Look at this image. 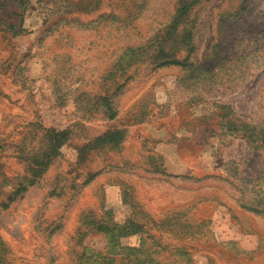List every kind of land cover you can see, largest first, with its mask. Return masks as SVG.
<instances>
[{
    "label": "rangeland",
    "instance_id": "obj_1",
    "mask_svg": "<svg viewBox=\"0 0 264 264\" xmlns=\"http://www.w3.org/2000/svg\"><path fill=\"white\" fill-rule=\"evenodd\" d=\"M97 259L264 264V0H0V264Z\"/></svg>",
    "mask_w": 264,
    "mask_h": 264
},
{
    "label": "crops",
    "instance_id": "obj_2",
    "mask_svg": "<svg viewBox=\"0 0 264 264\" xmlns=\"http://www.w3.org/2000/svg\"><path fill=\"white\" fill-rule=\"evenodd\" d=\"M169 159H172V157H169ZM217 162L218 161H214V156L212 155V153L208 154L207 152H202L199 155L195 156L194 160H192V158L190 157L183 156L182 154H177V157H175V161H167V165L170 166L171 164H174L177 168L180 169L181 172H186L192 167H210L215 165Z\"/></svg>",
    "mask_w": 264,
    "mask_h": 264
},
{
    "label": "trees",
    "instance_id": "obj_3",
    "mask_svg": "<svg viewBox=\"0 0 264 264\" xmlns=\"http://www.w3.org/2000/svg\"><path fill=\"white\" fill-rule=\"evenodd\" d=\"M93 253L94 254H97L98 252L97 251H93ZM91 264H110V261H108V260H100V259H97V260H95V261H93V262H90ZM127 264V263H126Z\"/></svg>",
    "mask_w": 264,
    "mask_h": 264
}]
</instances>
